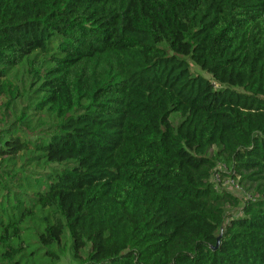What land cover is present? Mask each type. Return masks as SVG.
<instances>
[{
	"label": "trees",
	"instance_id": "trees-1",
	"mask_svg": "<svg viewBox=\"0 0 264 264\" xmlns=\"http://www.w3.org/2000/svg\"><path fill=\"white\" fill-rule=\"evenodd\" d=\"M65 255L264 264V0H0V264Z\"/></svg>",
	"mask_w": 264,
	"mask_h": 264
},
{
	"label": "rangeland",
	"instance_id": "rangeland-1",
	"mask_svg": "<svg viewBox=\"0 0 264 264\" xmlns=\"http://www.w3.org/2000/svg\"><path fill=\"white\" fill-rule=\"evenodd\" d=\"M190 68L193 72L198 73L204 77H207V74L202 72L198 67H196L192 63H190ZM218 168H220L221 170H224L222 167H218ZM212 179L217 180L214 177ZM218 186L228 190L229 192H231L232 194L236 196H239V197L241 196V192L239 188L233 182H231L229 179L225 177L221 178V182L218 183ZM58 264H75V263L69 258L68 255H65L63 258L60 259Z\"/></svg>",
	"mask_w": 264,
	"mask_h": 264
},
{
	"label": "built area",
	"instance_id": "built-area-1",
	"mask_svg": "<svg viewBox=\"0 0 264 264\" xmlns=\"http://www.w3.org/2000/svg\"><path fill=\"white\" fill-rule=\"evenodd\" d=\"M214 178H215V179L217 178L216 175H214Z\"/></svg>",
	"mask_w": 264,
	"mask_h": 264
}]
</instances>
